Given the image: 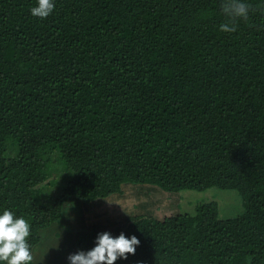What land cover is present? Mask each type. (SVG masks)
<instances>
[{"label":"trees","instance_id":"trees-1","mask_svg":"<svg viewBox=\"0 0 264 264\" xmlns=\"http://www.w3.org/2000/svg\"><path fill=\"white\" fill-rule=\"evenodd\" d=\"M243 2L226 33L222 0H54L45 19L37 0H0V214L30 224L32 254L69 203L90 217L125 186L217 188L243 211L79 214L60 264L104 232L140 241L115 264H264V0Z\"/></svg>","mask_w":264,"mask_h":264},{"label":"rangeland","instance_id":"rangeland-1","mask_svg":"<svg viewBox=\"0 0 264 264\" xmlns=\"http://www.w3.org/2000/svg\"><path fill=\"white\" fill-rule=\"evenodd\" d=\"M122 190L124 192L123 195L111 196L106 199V201H102V204L89 208L88 210L91 212L90 217H88L86 212H80V210L88 206V204H67V207H69L67 208L66 216L63 221L59 224L51 225L49 228L42 231L41 241L34 248V251L35 249L36 251L33 254V262H31V264H60L61 258L65 252L62 245V237L65 235V232H67L65 230L69 231L73 226H78L80 224V220H77L79 214L82 215V222L88 224L97 223L105 227L109 222L118 224L123 217L130 215L149 214L154 218L162 220L171 214L179 213L180 207L177 206L181 203L179 199L185 200V198L189 201H193V207L196 203L216 202L220 217L225 219L236 216L243 211L242 199L236 190L211 188L204 192L191 193L190 191H182L179 194H166L167 192L155 187H144L143 191L142 188L137 189L135 186H125ZM193 207L186 208L182 212L191 214L193 212ZM98 216H100V218H98ZM116 227L117 226L111 224L108 230L112 231ZM57 233L60 235L59 238H57ZM69 236H73L72 232Z\"/></svg>","mask_w":264,"mask_h":264},{"label":"clouds","instance_id":"clouds-1","mask_svg":"<svg viewBox=\"0 0 264 264\" xmlns=\"http://www.w3.org/2000/svg\"><path fill=\"white\" fill-rule=\"evenodd\" d=\"M54 0H37V6L30 9L33 17L47 18L54 10ZM251 5L243 0H222L221 10L225 22L220 31L231 33L237 30V21L247 20ZM30 224L23 216L15 217L10 210L0 214V264H31L33 254L28 243ZM140 244L136 236L127 238L123 233L112 237L108 232L98 234L95 247L68 256L70 264H115L118 258L127 259L134 255ZM34 252V251H33Z\"/></svg>","mask_w":264,"mask_h":264},{"label":"crops","instance_id":"crops-1","mask_svg":"<svg viewBox=\"0 0 264 264\" xmlns=\"http://www.w3.org/2000/svg\"><path fill=\"white\" fill-rule=\"evenodd\" d=\"M35 251H36V249H35ZM35 251L33 252V254L35 253ZM33 262V261H32Z\"/></svg>","mask_w":264,"mask_h":264}]
</instances>
